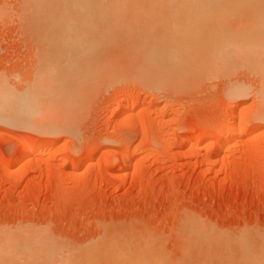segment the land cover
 <instances>
[{"label":"rangeland","instance_id":"rangeland-1","mask_svg":"<svg viewBox=\"0 0 264 264\" xmlns=\"http://www.w3.org/2000/svg\"><path fill=\"white\" fill-rule=\"evenodd\" d=\"M103 1L92 3L90 0L92 4L89 3V12L87 8L78 11L81 14V17L78 14L79 18L74 10L77 16L74 19L79 24L84 23V26L77 23L80 28L97 29L98 33L101 32L100 28L112 26L109 32L106 31L110 34L108 36L105 32L107 29H102L106 35L104 37L110 41L104 37L108 42L100 41L105 44V48L97 60L101 58L99 62H102L107 56L109 59L114 57V66L103 64L99 80L96 79V84L94 81L88 87L87 100L82 102L77 111L71 112L73 118L69 116L70 112H57V116L53 112L52 116L51 111L48 118H57L58 122L54 123V119L49 122L47 119L45 123L44 119H39L42 125L34 122L38 119L32 117L34 114L27 117L30 114L27 113L28 107L34 110L35 106L27 105L26 109V103L21 105L18 98L26 91L30 94L28 91L33 89L30 87H34L38 72L43 75L44 68L54 69L49 65L54 63L51 57L59 44L50 43L51 40L48 42L47 39L43 43L40 39L46 38L47 30L44 29L47 24L51 25L54 18L50 19L49 13L38 16L31 11L34 17L29 15L25 0H0V91L6 89L11 92L13 98L9 95L10 100L17 99L20 110H26L19 111L26 114L22 115L18 113L17 100L12 102L17 105V110L10 105V100L9 104L4 99L0 100L13 107L3 102L0 104V247L14 241L19 249L24 239L33 246L41 238V241L45 239L42 242L46 244L49 240L51 264H83L89 253H94L91 256L95 255V260L109 253L112 258L121 255L124 257L122 260L128 258L131 261L144 255L138 261L145 264L149 262L146 260L151 254L158 259L162 257L160 260L165 264L258 263L264 256V106L257 97L260 82L249 71H240L236 67L222 70L221 64H216L220 66L219 71L216 68L218 72L212 71L208 74L213 77H208L205 71L196 69L201 60V57H197L200 60L196 58L185 69L190 72L191 67L195 71L191 70L190 74L186 71L187 78L178 82L172 78L176 76L174 70L168 80V87H161L163 90L160 91L155 84L142 86L143 83L129 78L134 72L128 62L130 55L126 48L127 52L117 46H129L130 42V45L158 42V39L167 40L169 45L174 46L184 44L187 48H194L197 46L195 44L199 48L202 43L214 45L246 43L252 39L260 41L259 38L264 36V12L251 9L253 5H246V2L245 5L238 3L247 0H195L197 4L195 1L192 3V0H168L166 7L169 9L164 8L165 11H161L163 7L157 5L160 0H150L151 3L149 0H128L129 6L123 4L127 6L126 9L118 6L125 14L118 12L116 14L119 16L113 17L107 12L114 11V7H108L109 0ZM133 1H138L140 5L142 3L143 7ZM165 1L162 4L166 5ZM101 4L107 5L109 11L102 10ZM153 4L157 10L158 7L161 9L155 12ZM94 5H98L99 10L93 9ZM118 7L115 6V11ZM113 11L111 13L114 14ZM87 13L91 14V18L93 14L99 13V17L94 16L96 21L99 19L97 24L94 23L96 21H89L92 26L85 24L89 18L85 17ZM257 14H263V17ZM72 16L69 15V18L72 19ZM120 16L123 18L121 23ZM46 17H49L50 23ZM81 18L86 19L80 22ZM78 25L75 27L79 28ZM115 25L118 28H113ZM49 32L53 33L52 30ZM162 33H165V37ZM115 34L116 38L113 37ZM118 34L121 36L117 37ZM37 39L44 45H40ZM113 40L115 42L111 43ZM111 49H116V53L123 50L124 55L117 53L120 56H112L115 50ZM49 57L52 63L48 60L49 65L47 62L44 65L43 62ZM125 59L127 62H124ZM194 64L196 67H193ZM105 67L108 68L104 71L108 76L103 72ZM124 69H128L125 74L121 72H125ZM170 82H178L176 84L179 86L175 87ZM241 88H246L248 92L235 95L237 89ZM122 97L140 104L132 115L130 125L123 122V117L131 103H125L123 109H118L117 101ZM233 107L236 109L232 110ZM230 119L236 123L245 119L249 133L238 143L231 147L214 148L206 140L207 143L204 141L198 147L193 146L202 130L215 132V129H223ZM143 120L144 127L140 124ZM21 136L33 141H20ZM235 139L236 136L232 138ZM256 140L260 142L255 143ZM37 143L45 148H36L31 159H27L30 147L37 146ZM252 149L255 150L253 153ZM131 151H135L136 155L127 161L124 158ZM88 158L90 161L85 164ZM68 161L72 164H68ZM118 166L120 169H116ZM189 226L194 230L203 229L202 237L189 235ZM31 249L34 250L32 246ZM137 259L134 260L135 264ZM127 263L133 264L130 261Z\"/></svg>","mask_w":264,"mask_h":264},{"label":"bare ground","instance_id":"bare-ground-1","mask_svg":"<svg viewBox=\"0 0 264 264\" xmlns=\"http://www.w3.org/2000/svg\"><path fill=\"white\" fill-rule=\"evenodd\" d=\"M24 1V0H23ZM93 1H96V0H92V3H93ZM103 1V0H102ZM110 1V4L108 5V7H110V6H112V8L114 7V11L113 10H111V8H110V13L109 12H107V10L106 9H108L107 8V5H106V7L104 6V5H100V7H101V9L102 10H105V12H107L108 14H112L111 16H119V15H117V14H119L118 12H122L123 14H125L122 10H120L119 9V7H123L124 5L123 4H125V3H127L128 2V0H109ZM108 1V2H109ZM135 1V0H134ZM133 1V2H134ZM141 0H139V2H140ZM144 1V0H143ZM147 1V0H146ZM150 1V0H149ZM152 1H154V0H152ZM161 1V0H160ZM159 1V4H162V3H164L163 1L162 2H160ZM186 1V0H185ZM195 0H192V3L194 2ZM196 1H198V2H200V0H196ZM194 2V3H198V2ZM239 1V0H238ZM240 1H242V0H240ZM104 2V1H103ZM108 2H107V4H108ZM138 2V1H137ZM137 2H134V4L135 3H137ZM155 2V1H154ZM154 2H152V3H154ZM165 2H167L166 3V5L165 4H162V6L161 5H159V4H157L158 6H160L161 8L163 7V9L165 8H167V10L169 9L168 7H166V6H168V0H166ZM245 2H246V5H253V7L251 8V9H259L260 11H262V12H264V0H247V1H242V2H238L239 3V5H242V3H243V5H245ZM249 4H248V3ZM25 5H26V11L27 12H29V15H31L30 14V12L33 14V15H35V14H39L38 16H40L41 14H44V13H49L50 14V16H49V14H48V16L50 17V19H52V18H54V19H52L51 20V25H49L48 26V24H47V26L45 27V31L47 30V32L45 33L46 34V38L44 37V38H40V39H42L43 41V43H44V41H46V39L48 40V42L50 41V43L52 42V43H57V45L60 47H58V46H56L57 48H55L56 49V51H58V52H60V53H56V51H55V53H54V55H53V57H51V55H49L51 58H52V60H53V64L52 65H49V63L51 62L52 63V61H51V59H50V57H49V59H47L46 61H45V63L43 62V64L44 65H46L48 62V64L47 65H49V67L51 66L52 67V69H53V71H51V68L50 69H48V68H44L43 70H44V72H43V75H41V74H39L40 72H38L37 74H36V77H35V84H34V87H30V88H33V89H31V91H28V92H30V94L29 93H27V91H26V95L25 94H21V97L19 96V98H18V100H20L19 102H20V104L21 105H23L24 103H26V104H24V106H25V108L27 109V105H30V106H35L34 107V110L33 109H31V107H30V109H29V107H28V111H27V113H30V114H28V116L27 117H30V116H32V114H34L32 117L36 120L37 118V120L36 121H34V122H40V124H42L41 123V121H39V119H44V122L46 123V120L47 121H49V122H51L50 120L51 119H54V118H51V119H49L50 117L48 116V115H50L49 113L51 112L52 114V116H53V112H56L55 113V115L57 116V112H61L62 114H63V112H67V114H68V112H70L69 113V116L71 117L72 116V114H71V112H73V111H75L76 109H79L78 107H80L81 105H82V102H84L85 103V101L87 100L86 99V97L87 96H89V95H87V92H88V87L91 85L92 86V83H94V81L97 79V80H99V77H100V73H102V67H103V64L105 65H108V64H112V62H113V60L112 59H114V57L113 58H111V59H109L108 58V56H107V58H105L106 57V55H104L105 57V59L104 60H102V62H99V60L101 59H99V60H97L100 56H99V54L101 53V54H103V51L102 50H104V46H105V44L103 43H101L100 41H103L104 40V36H106L104 33L106 32V31H110L111 29L110 28H112V26H110L109 25V23H108V27H110V28H105V29H107V30H105L103 27H102V29L103 30H105V32H102L103 30L100 28V33H102V35L100 34V33H98L99 31L96 29H94L98 34H96V35H94V32L95 31H93L92 30V28H89V27H87V28H80V26L79 25H82L81 23L79 24L78 22H77V19H74L75 17L77 18V16H78V11H81V10H86V8H87V11L89 10V5L90 4H92V3H90V0H25ZM90 3V4H89ZM102 3V2H101ZM105 3V2H104ZM103 3V4H104ZM130 3H132V2H130ZM150 3H151V1H150ZM171 3V2H170ZM241 3V4H240ZM88 4V5H87ZM94 4H96L95 2H94ZM106 4V3H105ZM114 6H113V5ZM128 4V3H127ZM138 4V3H137ZM136 4V5H137ZM147 3H145L144 5H146ZM148 4H149V2H148ZM147 4V5H148ZM156 4V3H155ZM98 5H99V3H98ZM98 5L96 6V5H94L95 7H92L93 9L94 8H97L98 10H99V8H98ZM133 5V4H132ZM140 7L142 6L143 7V5H142V3H141V5L140 4H138ZM154 5V4H153ZM153 5H152V7H153ZM102 6H104V7H102ZM115 6L116 7H118V8H116L117 10V12L115 11ZM127 6H129V4L127 5ZM127 6H124V8L125 7H127ZM131 6V5H130ZM172 6H173V4H172ZM171 6V7H172ZM25 7V6H24ZM145 7V6H144ZM147 7V6H146ZM91 8V7H90ZM137 8H138V6H137ZM156 9L157 7H155V5H154V7H153V9ZM161 8H159L158 7V10L156 9L155 10V12L156 11H159ZM174 8V7H173ZM97 9H95V10H97ZM126 9V8H125ZM128 9H129V7H128ZM143 9V8H142ZM141 9V10H142ZM146 9V8H145ZM152 9V8H151ZM161 10V11H165V9L164 10ZM171 9V8H170ZM29 10V11H28ZM74 10H76L75 12H77V14L76 13H74ZM135 10V9H134ZM133 10V11H134ZM148 10V9H147ZM146 10V11H147ZM150 10V9H149ZM108 11H109V9H108ZM114 12V14L113 13H111V12ZM130 11V10H129ZM133 11L131 12V14L133 13ZM137 11H138V9H137ZM145 11V10H144ZM145 11V12H146ZM153 11V10H152ZM67 12H69V15L70 16H72L73 18L71 19V18H69V15L67 14ZM71 12H72V15H71ZM89 12V11H88ZM105 12H102V13H105ZM127 12V11H126ZM142 12H143V10H142ZM144 12V13H145ZM149 12V11H148ZM154 12V13H155ZM255 12V11H254ZM65 13V14H64ZM84 13H86V12H84ZM117 13V14H116ZM128 13V12H127ZM140 13V12H139ZM166 13H168L167 11H166ZM255 13H257V12H255ZM254 13V14H255ZM45 14V15H46ZM67 14V15H66ZM75 14L77 15V16H75ZM97 14H99V13H97ZM97 14H93L95 17L96 16H98ZM136 14V13H135ZM150 14V13H149ZM260 14V13H259ZM26 15V14H25ZM28 15V16H29ZM33 15H31V16H33ZM62 15H64L63 17L65 18V17H67V19L66 20H64V18L62 17ZM80 15V17H81V14H79ZM83 15V14H82ZM85 15V14H84ZM83 15V16H84ZM86 15H88V16H85L86 18L87 17H89V15H91V14H86ZM121 15V14H120ZM159 15H160V13H159ZM158 15V16H159ZM164 15V14H163ZM47 16V15H46ZM75 16V17H74ZM89 17V18H87V20H86V22H85V24L87 25H89L90 24V22L89 21H96V18L95 17ZM122 16V15H121ZM118 17V18H121L119 21H120V23L123 21V18L122 17H125L124 15L122 16V17ZM162 16V15H161ZM257 16L258 17H260V18H262L263 17V14L260 16V15H258L257 14ZM256 16V17H257ZM34 17V16H33ZM48 17V18H49ZM79 17V16H78ZM79 17V18H80ZM99 17V16H98ZM131 17V16H130ZM155 17V16H154ZM47 18V17H46ZM46 18H44L45 19V21H47L46 20ZM47 18V19H48ZM85 18V19H86ZM148 18V17H147ZM159 18H161V17H159ZM85 19H83V18H81L80 19V22L83 20V22H84V20ZM91 19H93V20H91ZM132 19V18H131ZM149 19V18H148ZM165 19V21H166V23H167V20H168V17H166V18H164ZM262 19H264V18H262ZM49 20V19H48ZM54 20V21H53ZM75 20V21H74ZM79 20V19H78ZM99 20V19H98ZM97 20V21H98ZM135 20V19H134ZM156 20H157V18H156ZM156 20H155V22H156ZM159 20V19H158ZM259 20H261V19H259ZM258 20V21H259ZM88 21V22H87ZM97 21L96 22H94L95 24H97ZM119 21H115L116 23L117 22H119ZM125 21H126V19H125ZM130 21V20H129ZM131 21H133V20H131ZM136 21V20H135ZM150 21V20H149ZM164 21V20H163ZM44 22V21H43ZM54 22V23H53ZM115 22H113V23H115ZM159 21H157V23H158ZM260 22V21H259ZM262 22H264V21H262ZM47 23V22H46ZM48 23H50V20H49V22ZM74 23V24H73ZM79 25H78V24ZM92 23V22H91ZM120 23H119V25H120ZM137 23V22H136ZM143 23V22H142ZM147 23H149V22H147ZM264 24V23H263ZM45 25V24H44ZM78 25V27L79 28H77V27H75V26H77ZM91 25V24H90ZM43 26V25H42ZM82 26H84V23H83V25ZM92 26V25H91ZM98 26H99V24H98ZM116 27H114L113 26V28H118V25H115ZM38 27V29H40L39 28V26H37ZM36 27V28H37ZM49 27V28H48ZM30 28H32V27H30ZM35 28V29H36ZM94 28H95V26H94ZM120 28V27H119ZM35 29H32V30H35ZM42 29V31H43V28H41ZM109 29V30H108ZM37 30V29H36ZM53 31V33L51 34L49 31ZM113 30V29H112ZM42 31H41V35H42ZM36 32V31H35ZM48 32L51 34L50 36H49V34H48ZM114 33H115V31H113ZM32 33H33V31H32ZM107 33V32H106ZM35 34V33H34ZM37 34H38V32H37ZM163 34V33H162ZM40 35V34H39ZM40 35V36H41ZM98 35H100V36H102V37H100V36H98ZM108 35H110V34H108L107 33V36ZM164 35V36H163ZM163 35H161V36H163V37H165V33L163 34ZM33 36H35V35H33ZM36 36H38V35H36ZM35 36V37H36ZM43 36H45L44 34H43ZM42 36V37H43ZM119 36H121V35H119L118 34V36L117 37H119ZM132 36V35H131ZM130 36V37H131ZM104 37V38H103ZM113 37H115L116 38V34H115V36H113ZM127 37V36H126ZM260 37V36H259ZM38 38V37H37ZM103 38V39H102ZM122 38H125V37H122ZM137 38H140V37H137ZM147 39H148V37H146ZM154 38V37H153ZM33 39V38H32ZM39 39V40H40ZM105 39H107L108 40V38H105ZM118 39V38H117ZM116 39V40H117ZM129 39V38H128ZM150 39H152L151 37H150ZM260 39V41H256V40H250L249 42H247V41H245L246 43H230V44H227V43H222V44H215L214 43V45H204V43H202L201 45L202 46H200L199 48L197 47L198 46V44H195V45H197V46H195L194 48H192V47H190V48H187L184 44L183 45H176V46H174L173 44L172 45H169L168 44V42H167V40L164 42V39H162V41H160V39H158V42L157 41H155V42H153L152 41V43H150V42H146L147 40H144L146 43H137V44H133L132 43V45H130L131 44V42H130V44H129V46L127 45V46H117V47H119L120 49H123L124 51H128V55H130V59H128L129 61V64L130 65H132L133 66V70H134V72H133V74H131V75H129V78L130 79H132V80H138L140 83H143V85L142 86H144V84H146V86H148V84H155L156 85V88H159V90L160 89H162L163 90V88H161V87H168V80L172 77V73L174 72V70H176V76L174 75L172 78L173 79H177L178 80V82H181L182 80H184L185 79V77L188 75H186V71L187 70H185V69H187L186 68V66L188 65V63H192V62H195V59L197 58V57H201V60L199 59V58H197L198 60H200V62L199 61H196V62H199L198 63V65H197V68L196 69H198L199 71H202V72H204L205 71V73H209V74H211L210 72H212V71H215V73L216 72H218L219 71V69L218 68H220V66L219 67H217V65L216 64H221V67H223V68H221L222 70L223 69H226V68H229V67H232V69H233V67H236L238 70H245V71H249V72H251L253 75H254V77H255V79H258V81L260 82V87H259V89H258V91H257V94H258V98H259V100H260V102H261V104L264 106V36L262 37H260L259 38ZM131 40V39H130ZM153 40H155V39H153ZM37 41H38V39H37ZM105 42H108V41H110V40H108V41H106V40H104ZM131 41H134V39L133 40H131ZM142 41V40H141ZM143 41V42H144ZM148 41H150V40H148ZM39 42V44H40V41H38ZM47 42V41H46ZM114 43L115 41L113 40V41H111V43ZM118 42V41H117ZM139 42H140V40H139ZM123 43H124V41H123ZM127 43V42H126ZM213 44V43H212ZM40 45H44V44H40ZM53 45V44H52ZM110 45V44H109ZM109 45H107V46H109ZM113 45V44H112ZM123 45V44H122ZM125 45V44H124ZM55 46V45H54ZM64 47V49L66 48V50H65V52L63 51L64 49H63V47ZM67 46H69V50H67ZM115 46V45H114ZM115 46V47H116ZM189 46V45H188ZM41 47H43V46H41ZM107 48V47H106ZM119 48H117V49H119ZM125 48H126V50H125ZM45 49V48H44ZM47 49V48H46ZM45 49V50H46ZM57 49H61V51H59V50H57ZM190 49V50H189ZM54 50V49H53ZM111 50H115V52L113 51V54H112V56L115 54V55H117V53H120L121 55H122V51L123 50H120V52H117L116 53V49H111ZM68 51V52H67ZM108 51V50H107ZM126 51V52H127ZM41 52H42V50H41ZM49 52H51V51H49ZM52 52H54V51H52ZM64 52V53H63ZM41 55H42V53H40ZM100 54V55H101ZM108 54H110V53H108ZM111 55V54H110ZM123 55H124V53H123ZM122 55V56H123ZM127 55V54H126ZM102 56V55H101ZM117 56H120L119 54L117 55ZM121 56V57H122ZM55 57V58H54ZM39 58H41V56L39 57ZM119 60H120V57L118 58ZM123 59H124V57H123ZM123 59L121 58V61H123ZM196 59V60H197ZM42 60V59H41ZM49 60V61H48ZM97 60V61H96ZM116 60V59H115ZM114 60V61H115ZM194 60V61H193ZM40 61V60H39ZM48 61V62H47ZM40 62H42V61H40ZM47 62V63H46ZM116 62H117V60H116ZM124 62H127L126 61V59L124 60ZM118 63V62H117ZM231 63H234V64H231ZM114 64H116V63H114ZM119 64V63H118ZM122 64V63H121ZM113 65V64H112ZM128 65V64H127ZM190 65V64H189ZM188 65V66H189ZM216 65V66H215ZM231 65H234V66H231ZM114 66V65H113ZM121 66H123V65H121ZM121 66H119V67H121ZM125 67H126V65H124ZM192 66V65H191ZM195 66V64L193 65V67ZM40 67V66H39ZM38 67V68H39ZM111 67L112 66H110V69H111ZM116 67H118V66H116ZM196 67V66H195ZM104 68V67H103ZM124 68V67H123ZM190 68V69H189ZM188 69L190 70V72H191V70H193L191 67H189ZM218 69V71L217 70H215V69ZM235 68V70H237ZM240 68V69H239ZM47 69L48 70H50L49 72L50 73H48V71H47ZM106 69H108V68H106L105 67V69H103V72L106 70ZM110 69H109V72H110V74H111V71H110ZM113 69H114V71H115V68L113 67ZM113 69H112V71H113ZM121 70V69H120ZM119 70V71H120ZM124 70H126V69H124ZM128 70V69H127ZM127 70L124 72V71H121V72H123V74H125L126 72H127ZM130 70H131V68H130ZM129 70V71H130ZM229 69H227V71H228ZM235 70H233L234 72H235ZM193 71H195V70H193ZM232 71V72H233ZM121 72H119V73H121ZM131 72H132V70H131ZM190 72H188L187 71V73H189L190 74ZM249 72H247V73H249ZM46 73V75H44ZM104 73H107V72H104ZM114 73V72H113ZM117 73V72H116ZM246 73V72H245ZM130 74V73H129ZM207 75L208 77L210 76H212V75ZM213 74V73H212ZM218 74V73H217ZM224 74V73H223ZM39 75V76H38ZM122 75V74H121ZM126 75H128V74H126ZM198 75V74H197ZM226 74H224V76H225ZM251 75V74H250ZM107 76H108V73H107ZM107 76H105V77H107ZM118 75H116V77H117ZM39 77V78H38ZM103 77V76H102ZM104 77V78H105ZM110 77H111V75H110ZM213 77V76H212ZM229 77V76H228ZM253 77V78H254ZM37 78V79H36ZM120 78V77H119ZM127 78V77H126ZM187 78V77H186ZM198 78V77H197ZM204 78V77H203ZM227 78V77H226ZM101 79H103V78H101ZM121 79H122V77H121ZM120 79V80H121ZM191 79V78H190ZM96 80V81H97ZM115 80V79H114ZM124 80H125V78H124ZM186 80H188V79H186ZM196 80V79H195ZM205 80V79H204ZM96 81H95V83L94 84H96ZM103 81H105V80H103ZM131 81V80H130ZM137 81V82H138ZM199 81H200V79H199ZM121 82V81H120ZM134 82V81H133ZM138 82V83H139ZM178 82H173L175 85H173V86H175V87H177V85L178 84H176V83H178ZM197 82V81H196ZM205 82V81H204ZM102 83H104V82H102ZM113 83V82H112ZM136 83V82H135ZM139 83V84H140ZM171 84H173L172 82H170ZM170 83H169V85H170ZM189 83V82H188ZM193 83V82H192ZM115 84H116V82H115ZM180 85H181V83H179ZM184 84V83H183ZM188 85V84H187ZM95 86V85H94ZM145 86V87H146ZM173 86H171L173 89H175V87H173ZM179 86V85H178ZM195 86V85H194ZM41 87L42 88H44L43 90L41 89ZM29 88V89H30ZM35 88H36V90H35ZM37 88H39V89H37ZM153 88V87H152ZM155 88V89H156ZM179 88V87H178ZM2 89V88H1ZM3 89H4V86H3ZM154 89V88H153ZM167 89V88H166ZM166 89L164 90V91H166ZM170 89V88H169ZM185 89V88H184ZM232 89V88H231ZM246 88H241V89H237L238 91H236L234 94L235 95H243L244 93H247L248 91H246L245 90ZM6 89H4V91L3 90H1L0 91V100H2V99H4V100H6L7 101V103L9 104V101L8 100H10L11 99V97L10 96H12V94H11V92L9 93V91H5ZM32 90H35V92L34 91H32ZM37 90H39L38 92H36ZM47 90V91H46ZM46 91V92H45ZM90 91H91V87H90ZM161 91V90H160ZM167 91H169V90H167ZM171 91H172V89H171ZM183 91V90H182ZM246 91V92H245ZM174 92H176V91H174ZM10 95V96H9ZM24 95H25V97H24ZM42 97H41V96ZM38 96H40L39 98H38ZM8 97H9V99H8ZM45 97V98H44ZM12 98H13V96H12ZM90 99H91V97H89ZM123 98V97H122ZM133 98V97H132ZM21 99H23V100H21ZM41 99H45L44 101L46 102H44L43 100H41ZM85 99V100H84ZM129 99V98H128ZM127 98H123V99H120L119 101H117L118 102V109L120 108V109H123V107H122V105L123 104H128V103H131L130 105V108L126 111V113L124 114V117H123V122H125V123H127L128 125H130L131 124V122H132V115L134 114V112L137 110V108L140 106V104H139V102L138 101H134V100H132V99H129L128 100ZM12 100H17V99H12ZM18 100L17 101H15L16 102V104H18V106L16 105V104H14L13 105V103H15L14 101H11L10 100V105H13L14 107L15 106H17V108H19L18 109V113H21L22 115L23 114H25V113H22V112H19V111H21L22 109L24 110V112H26V110L24 109V108H22L21 110H20V107H19V103H17L18 102ZM84 100V101H83ZM151 100V99H150ZM22 101H25V102H22ZM1 102H3V103H5V104H7L6 102H4V101H0V104H1ZM13 102V103H12ZM28 102V103H27ZM35 102H37V103H35ZM40 102H44L43 103V105H42V103H40ZM88 103L90 102V100L89 101H87ZM146 102V101H145ZM151 102V101H150ZM23 103V104H22ZM30 103V104H29ZM31 103H32V105H31ZM141 103H143V102H141ZM7 104V105H8ZM39 105V107L37 108V106ZM4 105V104H3ZM10 105H8V106H10ZM37 105V106H36ZM44 106V107H43ZM124 106V105H123ZM7 107V106H6ZM32 107V108H33ZM41 107V108H40ZM84 107V106H83ZM229 107H230V104H229ZM10 108H13L12 106H10ZM36 108V109H35ZM3 109H4V107H3ZM6 109V108H5ZM4 109V110H5ZM14 109H16V107L14 108ZM13 109V110H14ZM41 109V110H40ZM230 109V108H229ZM234 109H236L235 107H233V109L232 110H234ZM7 110H8V108H7ZM6 110V111H7ZM12 110V109H11ZM17 110V109H16ZM38 110V111H37ZM231 110V111H232ZM0 111H1V109H0ZM15 111V110H14ZM33 112V113H31V112ZM77 111V110H76ZM4 112V111H3ZM2 112V113H3ZM164 112V111H163ZM236 113V112H235ZM58 114H60V113H58ZM71 114V115H70ZM77 114V113H76ZM241 114V113H240ZM3 115H4V113H3ZM26 115V114H25ZM64 115H66V114H64ZM64 115H62V116H64ZM82 115H83V113H82ZM239 115V114H238ZM241 115H243V114H241ZM262 115H263V117H264V111L262 112ZM7 116V115H6ZM36 118H35V117ZM43 116H45V117H43ZM75 116V115H74ZM31 117V118H32ZM49 117V118H48ZM78 117V116H77ZM235 117V116H234ZM234 117H233V119H234ZM236 117H237V115H236ZM32 118V119H33ZM72 118H73V116H72ZM239 118H240V116H239ZM243 118H245L244 116H243ZM5 119V118H4ZM61 119H63V117L61 118ZM233 119H230L229 121H227L226 122V125L224 126V128L222 129H215V132L213 131V132H211V131H209V130H202V132L200 133V135H198V137L194 140V142H193V146H195V147H198L199 145H201V144H204L203 142L205 141L206 142V140H209V142L210 143H208V145L210 144V145H212V147H219V146H224V147H231V146H233L234 144H236V143H238V140H240V139H242V138H244L246 135H248V133H249V131L247 130V125L245 124V119L246 120H248L247 118H245L244 119V121H242V120H240V119H242V117L239 119L240 121H238L237 123H236V121L235 120H233ZM238 119V118H237ZM8 120V119H7ZM7 120H5V121H7ZM10 120V119H9ZM8 120V121H9ZM57 120V118L56 119H54V123H56V122H58V121H56ZM65 120V119H64ZM71 120H73V119H71ZM43 121V120H42ZM56 121V122H55ZM67 121V120H66ZM73 121H75V119L73 120ZM73 121H72V124H74L73 123ZM140 122V121H139ZM143 122H144V120L142 121V122H140V124H142V126L144 125L143 124ZM146 123V122H145ZM52 124V123H51ZM62 124H65V123H62ZM138 124V123H137ZM139 124V125H140ZM222 124H224V123H222ZM43 125V124H42ZM66 125H68L69 126V124L67 123ZM133 125H134V123H133ZM145 126V125H144ZM143 126V127H144ZM146 126H148V124H146ZM44 127H46V125H44ZM63 127H64V129H65V127L66 126H64L63 125ZM221 127H223V126H221ZM236 127H238V129H237V132H235V128ZM48 128H50V130L52 129L51 127H48ZM47 128V129H48ZM56 128V127H55ZM148 128V127H147ZM46 129V128H45ZM57 129V128H56ZM71 129V128H70ZM200 130V129H199ZM262 130V129H261ZM61 131V130H60ZM201 131V130H200ZM258 131H260V130H258ZM258 131H256V132H258ZM254 134V133H253ZM234 136H236V138L237 139H235V140H232V138L234 137ZM254 136V135H253ZM251 138H253V137H251ZM20 141L22 140V141H24V142H32L33 141V139H30V138H26V137H24L23 138V136H21L20 138ZM257 141V140H256ZM235 142V143H234ZM258 142H260V141H257V142H255V143H258ZM207 143V142H206ZM253 143V142H252ZM40 144V143H39ZM32 146H34V145H32ZM254 146H255V144H254ZM256 146H258L257 144H256ZM255 146V147H256ZM36 148L38 149V150H41V149H44L45 148V146H43V145H38V143H37V146L35 145L33 148L32 147H30V150H29V153H28V155H27V159L28 158H30V156L31 155H33L32 153H33V151L35 150L36 151ZM250 148H251V146H250ZM105 151V150H104ZM249 151V150H248ZM255 150L254 149H252L251 150V152L253 153ZM250 152V151H249ZM94 153H95V151H94ZM158 154V153H157ZM135 151H131L129 154H127L126 155V157L124 158V159H127V161H131L134 157H135ZM197 155V154H196ZM91 157V156H90ZM68 158V157H67ZM31 159V158H30ZM90 161V158H88V159H86L85 160V164L86 163H88ZM71 161H68V164H72V162L70 163ZM66 164H67V161L65 162ZM65 164V165H66ZM84 164V165H85ZM119 165V164H118ZM7 168V167H6ZM11 169V168H10ZM10 169H8V170H10ZM116 169H120L119 168V166L116 168ZM7 170V171H8ZM194 221H196V220H194ZM193 221V222H194ZM190 222V221H189ZM194 224V223H193ZM200 228V227H199ZM189 231H188V234L189 235H191V236H196V237H202L201 235H203V232H202V230L201 229H196L195 228V230L193 229V227H192V229L190 228V226H189ZM188 230V229H187ZM205 231V230H204ZM205 235V234H204ZM207 235V234H206ZM205 237V236H204ZM39 238H40V236H39ZM39 238H37V239H39ZM200 238H198L199 240H200ZM27 239V238H26ZM28 239H31V238H29L28 237ZM37 239H36V241H37ZM42 239V238H41ZM41 239H40V242L39 243H34L33 241V243L34 244H36V245H30V243L27 241H25V239H24V244L22 243V245H19V249H18V245L17 244H15L14 245V241H12V242H6L5 243V245L3 246V248H1V250H0V264H40L41 262H45L44 264H51L50 262L52 261V260H50L51 259V253L52 252H50V249H49V246H48V241L49 240H47V244L46 243H43L42 241H44V240H42L41 241ZM204 239V238H203ZM198 240V241H199ZM9 241H11V240H9ZM35 241V242H36ZM200 241H202V240H200ZM23 242V241H22ZM26 242V243H25ZM38 242V241H37ZM148 242V241H147ZM204 242V241H203ZM19 244V243H18ZM37 244H39V245H37ZM16 245H17V247H16ZM102 245V244H101ZM104 245V244H103ZM146 245V244H145ZM144 245V246H145ZM31 246H32V248H34V250H32L31 249ZM52 246V245H51ZM113 246V245H112ZM35 247H37L36 249H35ZM150 247V246H149ZM95 248H97V247H95ZM147 248H148V245H147ZM243 248V247H242ZM18 249V250H17ZM52 249V248H51ZM53 250V249H52ZM96 250V249H95ZM94 250V251H95ZM146 250V252H149V251H147L148 249H145ZM144 250V251H145ZM142 251V250H141ZM92 252H93V250H92ZM96 252V251H95ZM139 253V252H138ZM86 254H87V252H86ZM94 254V253H93ZM92 253H89V256L87 257V259H84V262H83V260H82V262H83V264H105V263H107V264H130V263H127V262H133V264H135L134 262V260H136L138 257H136V258H132V260L133 261H131L130 259H124V260H122L124 257H121V255H119V257H120V260H118V255L116 256V257H114L113 256V258L111 257V255H105V256H103V258H100L99 260H98V258H97V260H95L94 258H95V255H94V257L93 256H91V255H93ZM112 254V253H111ZM120 254V253H119ZM122 254V253H121ZM149 254H151V253H149ZM156 254V253H155ZM263 254V253H262ZM24 256V258H23V256ZM113 255H116L115 253L113 254ZM133 255V254H132ZM132 255L131 256H128L129 258H131L132 257ZM139 255H140V253H139ZM138 255V256H139ZM143 255V254H142ZM152 255V254H151ZM151 255H148L149 257H148V260H146V261H149L147 264H165L163 261H161L160 259L162 258L161 256V258L160 259H158L157 257H153V255H152V257H151ZM157 255V254H156ZM55 256V255H54ZM84 256V255H83ZM87 256V255H86ZM136 256V255H135ZM91 257H93V259L91 258ZM140 257H141V255H140ZM143 258L145 257L144 255L142 256ZM141 257V258H142ZM150 257L152 258V259H150ZM263 258L261 259H259L260 261H258V263H256V264H263L264 263V256H262ZM22 258H23V260H22ZM53 258V257H52ZM90 258V259H89ZM107 258V259H106ZM122 258V259H121ZM141 258H138L137 259V261H136V264H145L144 262H140V261H138L139 259H141ZM249 258V257H248ZM247 258V259H248ZM43 259L45 260V261H43ZM108 259H109V261H108ZM146 259V258H145ZM251 259H253V258H251ZM121 260L123 261V262H121ZM142 260V259H141ZM257 260V259H256ZM21 261H23V262H21ZM47 261V262H46ZM70 261V260H69ZM125 261V262H124ZM127 261V262H126ZM144 261V260H143ZM249 261V260H248ZM121 262V263H120ZM138 262V263H137ZM168 262V261H167ZM43 264V263H42ZM74 264V263H73ZM78 264V263H77ZM82 264V263H81Z\"/></svg>","mask_w":264,"mask_h":264}]
</instances>
